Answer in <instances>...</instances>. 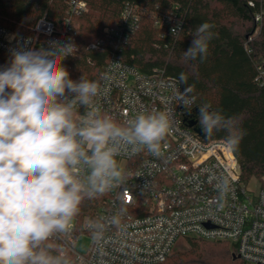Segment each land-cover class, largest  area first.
Returning a JSON list of instances; mask_svg holds the SVG:
<instances>
[{"label": "built area", "instance_id": "1", "mask_svg": "<svg viewBox=\"0 0 264 264\" xmlns=\"http://www.w3.org/2000/svg\"><path fill=\"white\" fill-rule=\"evenodd\" d=\"M247 4L256 6L254 1ZM86 11L87 0H71L69 18L61 28L41 18L32 29V36L0 26V54L9 55L11 47L24 42L30 47H47L49 41L66 42L71 38L78 47L76 32L69 22L73 15ZM144 12L126 4L115 25L104 29L102 38L87 44V51L113 46L98 78L101 93L89 108L118 123H125L140 112L170 109L173 126L161 141L159 152L126 150L118 156L123 182L107 192L96 211L81 223L74 218L67 234L51 243L54 248L63 249L72 264H160L170 257L179 241L189 239L227 243L244 263L264 264V188L252 190L248 183H242L240 167L226 141H203L187 127L180 109L188 110L177 99L186 94L175 77L158 69L142 73L117 53L137 30ZM263 19L264 0H260L253 16L254 34ZM152 20L162 37L166 33L177 37L183 28L178 6L167 13H155ZM78 57L79 48L63 61L70 75L71 61ZM259 77H264L263 70ZM191 107L195 108L194 103ZM84 111L80 108L77 117ZM115 215L119 216L116 225L110 223ZM92 221L102 227L93 229ZM82 238L88 244L79 250Z\"/></svg>", "mask_w": 264, "mask_h": 264}, {"label": "clouds", "instance_id": "2", "mask_svg": "<svg viewBox=\"0 0 264 264\" xmlns=\"http://www.w3.org/2000/svg\"><path fill=\"white\" fill-rule=\"evenodd\" d=\"M214 27L203 22L192 31L185 61L207 59ZM77 51L71 38L47 47L17 43L0 65V264H72L51 241L67 234L86 199L123 182L118 156L159 152L173 126L170 109L118 123L89 108L101 84L71 78L63 61ZM177 99L190 113L194 100L184 94ZM80 108L85 111L77 117ZM198 113L206 138L224 132L235 148L246 134L236 116L208 103L198 105ZM110 223L118 224L119 216ZM90 227L102 226L92 221Z\"/></svg>", "mask_w": 264, "mask_h": 264}, {"label": "trees", "instance_id": "3", "mask_svg": "<svg viewBox=\"0 0 264 264\" xmlns=\"http://www.w3.org/2000/svg\"><path fill=\"white\" fill-rule=\"evenodd\" d=\"M69 1L0 0V26L32 36L36 22L46 18L61 28L69 18ZM249 1L256 3L255 8L248 6ZM126 4L145 12L128 43L117 49L121 60L142 73L158 69L175 77L182 91L194 99L197 109L208 103L226 116H236L246 132L237 147L230 146L240 167L241 181L247 184L255 179L264 188V77H259L260 70L264 71V19L258 33H253V16L260 0H87V11L73 15L69 22L79 48V57L71 61L73 80L82 75L98 80L113 46L104 45L95 51H87L86 46L102 38L104 29L115 25ZM175 6L183 19L182 31L177 37L167 33L162 37L153 27L152 16L167 13ZM203 22L214 24L212 31L216 34L209 43L207 59L185 61L183 52L191 44L192 31ZM8 59L9 55L1 53L0 65ZM198 116L199 113L194 118L199 126ZM208 139L226 141L224 132ZM106 197L107 192L86 199L75 219L81 223ZM187 243L188 250L173 253L160 264H246L232 259L235 249L230 244L193 239Z\"/></svg>", "mask_w": 264, "mask_h": 264}, {"label": "water", "instance_id": "4", "mask_svg": "<svg viewBox=\"0 0 264 264\" xmlns=\"http://www.w3.org/2000/svg\"><path fill=\"white\" fill-rule=\"evenodd\" d=\"M180 112L183 114V121L185 122L187 127L192 129L197 134V136H199L203 141H205L207 138L204 136V134L202 133L201 129L197 125V121L194 119V116L196 114H198V109L194 108V109L191 110L190 113L188 111L180 109ZM232 259L233 260H237V259H239V257L236 256L235 254H233L232 255Z\"/></svg>", "mask_w": 264, "mask_h": 264}, {"label": "rangeland", "instance_id": "5", "mask_svg": "<svg viewBox=\"0 0 264 264\" xmlns=\"http://www.w3.org/2000/svg\"><path fill=\"white\" fill-rule=\"evenodd\" d=\"M257 186H258V184L254 180H252L251 182L248 183V187L250 189H252V190H255L257 188ZM187 241H181V242L179 241L177 243V245L175 246L173 253H175V252H185L186 250H188L189 246H188ZM87 244H88V240L87 239H85V238L80 239V243H79L80 246L78 247V249L79 250H83L86 247Z\"/></svg>", "mask_w": 264, "mask_h": 264}, {"label": "crops", "instance_id": "6", "mask_svg": "<svg viewBox=\"0 0 264 264\" xmlns=\"http://www.w3.org/2000/svg\"><path fill=\"white\" fill-rule=\"evenodd\" d=\"M252 180H254V181L257 182V184H258L257 188H258V187L260 186L259 182H258L257 180H255V179H252ZM252 180H250L249 182H251ZM249 182H248V183H249ZM263 183H264V177H263ZM257 188H256V189H257ZM256 189H255V190H256Z\"/></svg>", "mask_w": 264, "mask_h": 264}, {"label": "flooded vegetation", "instance_id": "7", "mask_svg": "<svg viewBox=\"0 0 264 264\" xmlns=\"http://www.w3.org/2000/svg\"><path fill=\"white\" fill-rule=\"evenodd\" d=\"M195 119V118H194Z\"/></svg>", "mask_w": 264, "mask_h": 264}]
</instances>
